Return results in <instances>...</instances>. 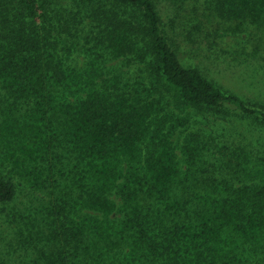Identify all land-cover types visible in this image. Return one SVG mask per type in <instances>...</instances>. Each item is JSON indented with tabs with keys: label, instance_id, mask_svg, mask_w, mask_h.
<instances>
[{
	"label": "rangeland",
	"instance_id": "1",
	"mask_svg": "<svg viewBox=\"0 0 264 264\" xmlns=\"http://www.w3.org/2000/svg\"><path fill=\"white\" fill-rule=\"evenodd\" d=\"M156 1L164 15L180 11L182 16L208 23L198 43L187 42V51L172 43L182 62L197 67L215 86L264 111V16H244L239 10L245 11L248 1L244 0ZM53 7L52 33L59 41L62 78L51 95L42 87L50 73L43 77L42 62L35 65V59L41 58L30 51L20 54L12 28L0 21V163L5 177L16 186L14 199L0 205V264H61V252L68 250L62 245V227L80 222L87 225L102 256H113L118 250L120 264H126V253L139 258L144 250L138 243L128 246L127 223L122 216L113 223L112 216L121 210L117 193L122 184L132 189L161 175L147 161L148 142V149L155 143L162 146L161 166L169 167L173 178H223L217 181L223 195H233L238 188L264 190V124L257 115L183 101L151 73L148 57H131L119 45L129 42V34H110L97 43L92 24L82 25L75 19L80 0H53ZM194 8L213 12V16L209 20L194 16ZM100 49L104 63L98 60ZM114 90H120V95L127 92L129 99L122 95L109 105L106 96ZM133 91L140 94L134 106L139 107V98L151 105L150 117L139 113L143 129L133 158L122 153L127 149L100 155L93 143L80 144L68 134L66 141L60 135L61 122L83 132V108L92 101L101 102L97 98L103 101L99 106L103 114L109 113L116 124L114 118L123 119L130 111ZM89 128L95 130V126ZM116 140H120L116 145L126 143L123 136ZM100 221L107 222L106 226ZM110 233L119 240L118 249L112 246ZM253 247L264 264V244ZM256 261L254 256L249 263ZM159 264H167L166 259L162 257Z\"/></svg>",
	"mask_w": 264,
	"mask_h": 264
},
{
	"label": "trees",
	"instance_id": "2",
	"mask_svg": "<svg viewBox=\"0 0 264 264\" xmlns=\"http://www.w3.org/2000/svg\"><path fill=\"white\" fill-rule=\"evenodd\" d=\"M244 1H248L245 3L247 12L239 7L244 16H264V0ZM80 2L81 9L75 19L82 25L92 24L90 29L94 31L97 43H102L110 34H129L132 37L129 42L119 45H124L131 57H148L151 73L163 81L169 92H174L177 97L192 105L218 109L232 107L247 115H257L264 124L262 109L250 106L237 95L215 86L197 67L185 65L174 49L172 43H176L184 51L188 50L187 42L198 43L199 36L207 28L208 23L204 20L199 17L192 19L189 15L182 16L180 11L164 15L156 0ZM10 3L15 6L9 8ZM250 7L253 9L250 10ZM53 10V0H6L0 3V21L12 28V40H15L19 53L35 52L38 59L41 58L40 61L35 59V65L42 62V76L50 73L49 81L42 85L46 95L57 91L62 78L58 71L61 57L57 51L59 41L52 33ZM191 13L194 16H207L208 20L213 16V12H201L197 8L192 9ZM193 20L197 22L194 23ZM67 26L69 29V23ZM97 51L98 60L104 63L103 51ZM126 93L120 95V90L112 91L106 96L108 104L111 105L122 95L129 99V94ZM139 96L138 91L132 92L130 111L123 119L114 118L116 124L109 113L103 114V109L99 107L103 101L97 98L101 102L93 104L92 101L83 108V132L77 127L74 130L68 129L69 123L61 122L60 135L66 141L68 134L80 144L93 143L92 148L100 155L119 154L121 149H127L122 153H130L133 158L136 146L141 143L137 136L143 129L139 113L144 111V115H151L149 101L142 104V98H139V107L134 106ZM58 121L59 116L56 122ZM94 126L95 130L89 128ZM116 136H123L126 143L116 145V141H120L116 140ZM152 139L151 142H156ZM110 143L113 144L109 146ZM147 144V161L162 176L158 175L154 182L147 180L148 185L143 182L132 189L122 184L117 193L121 197V210L112 216L113 223L119 216L127 223L125 238L128 239V246L138 243L141 250H144L139 258L128 257L126 253V264H159L162 257L167 264H250L249 260L254 256L257 260L255 263L260 264L253 245L264 244V190L247 191L238 188L233 195H223L217 184L218 179L223 178H173L171 169L161 166L159 151L162 146L155 143L153 148L148 149ZM141 165L139 162L137 170L141 169ZM132 177L137 178V174L133 173ZM154 183L160 187L154 186ZM247 186L250 187L251 184ZM196 188H201L204 192L201 193ZM15 194L16 186L5 177L0 163V205L12 201ZM131 206L132 209H129ZM99 223L103 226L107 224L103 221ZM90 233L84 222L75 227H62V245L68 250L61 252V264H120L122 257H118V250L113 256H102L99 248L97 250L96 245L94 247ZM109 237L112 246L118 249L119 240L112 237V233ZM1 241L0 223V243ZM142 256L145 258L142 259ZM52 264H56V261Z\"/></svg>",
	"mask_w": 264,
	"mask_h": 264
}]
</instances>
